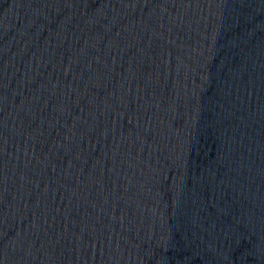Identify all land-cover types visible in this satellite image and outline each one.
<instances>
[{"label":"water","instance_id":"1","mask_svg":"<svg viewBox=\"0 0 264 264\" xmlns=\"http://www.w3.org/2000/svg\"><path fill=\"white\" fill-rule=\"evenodd\" d=\"M0 264H264V0H0Z\"/></svg>","mask_w":264,"mask_h":264}]
</instances>
